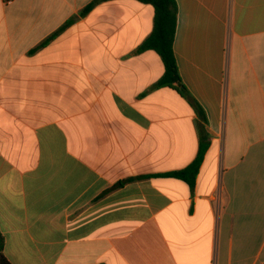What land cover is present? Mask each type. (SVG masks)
Wrapping results in <instances>:
<instances>
[{"label":"crops","instance_id":"1","mask_svg":"<svg viewBox=\"0 0 264 264\" xmlns=\"http://www.w3.org/2000/svg\"><path fill=\"white\" fill-rule=\"evenodd\" d=\"M92 1L0 0L5 255L264 264V0H176L174 53L209 134L194 187L164 175L195 160L200 117L154 88L158 53L136 52L155 8L110 0L82 16Z\"/></svg>","mask_w":264,"mask_h":264},{"label":"trees","instance_id":"2","mask_svg":"<svg viewBox=\"0 0 264 264\" xmlns=\"http://www.w3.org/2000/svg\"><path fill=\"white\" fill-rule=\"evenodd\" d=\"M110 0H94L86 6L81 15H87L96 5ZM145 4H150L155 8L154 29L152 33L143 41L137 49V53L147 50H154L161 57L164 64V74L156 82L154 88L170 87L177 90L183 97L188 99L200 117L198 131L200 145L195 160L185 169L165 174L185 181L194 187L204 156L209 147V134L206 130L207 116L200 104L191 96L187 87L182 81L177 60L174 53V40L177 27L178 6L176 0H138ZM73 21V20H72ZM69 21L64 26L72 23ZM63 29V28H62ZM146 176L144 178H148ZM143 178V177H141ZM132 181L133 179H129ZM5 239L0 230V264H12L4 253Z\"/></svg>","mask_w":264,"mask_h":264}]
</instances>
